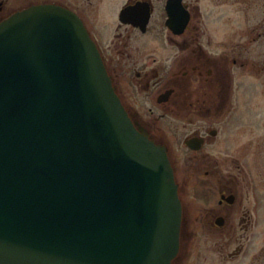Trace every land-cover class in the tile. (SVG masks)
Instances as JSON below:
<instances>
[{
    "label": "water",
    "instance_id": "95a60500",
    "mask_svg": "<svg viewBox=\"0 0 264 264\" xmlns=\"http://www.w3.org/2000/svg\"><path fill=\"white\" fill-rule=\"evenodd\" d=\"M181 218L167 149L82 21L40 6L0 24V264H171Z\"/></svg>",
    "mask_w": 264,
    "mask_h": 264
},
{
    "label": "flooded vegetation",
    "instance_id": "af4514ba",
    "mask_svg": "<svg viewBox=\"0 0 264 264\" xmlns=\"http://www.w3.org/2000/svg\"><path fill=\"white\" fill-rule=\"evenodd\" d=\"M40 6L83 22L125 109L167 149L182 206L171 264H264V0H0V24Z\"/></svg>",
    "mask_w": 264,
    "mask_h": 264
},
{
    "label": "rangeland",
    "instance_id": "374dc122",
    "mask_svg": "<svg viewBox=\"0 0 264 264\" xmlns=\"http://www.w3.org/2000/svg\"><path fill=\"white\" fill-rule=\"evenodd\" d=\"M105 8L107 9L108 8V5H105ZM244 8H242V10H243ZM246 15H245V11L243 10V13L241 14V18H244ZM158 48H159V46H158Z\"/></svg>",
    "mask_w": 264,
    "mask_h": 264
}]
</instances>
